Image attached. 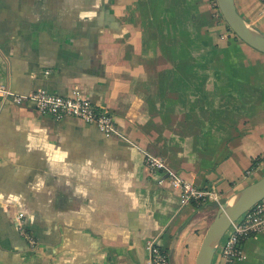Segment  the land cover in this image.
I'll return each mask as SVG.
<instances>
[{
	"label": "crops",
	"instance_id": "1",
	"mask_svg": "<svg viewBox=\"0 0 264 264\" xmlns=\"http://www.w3.org/2000/svg\"><path fill=\"white\" fill-rule=\"evenodd\" d=\"M234 3L264 32V4ZM212 15L211 0H0L1 82L79 86L121 134L0 101V264H147L150 239L194 264L218 204L180 205L143 152L221 200L264 175V53ZM243 250L233 264H264V232Z\"/></svg>",
	"mask_w": 264,
	"mask_h": 264
},
{
	"label": "built area",
	"instance_id": "2",
	"mask_svg": "<svg viewBox=\"0 0 264 264\" xmlns=\"http://www.w3.org/2000/svg\"><path fill=\"white\" fill-rule=\"evenodd\" d=\"M257 1L264 4V0ZM214 16L216 18L218 13L214 12ZM0 101L12 105L30 106L40 114L49 115L56 120L67 116L76 117L85 123L95 125L106 137L121 135L109 110L97 109L79 86H74L69 95H59L43 89H36L27 94H19L12 91L0 80ZM143 154L145 166L152 174L165 173V176L159 179V182L167 180L168 184L178 191L180 205L187 203L200 204L209 201L218 205L221 203V195L213 187H197L169 169L162 156L149 152H143ZM262 161H264V157H262ZM250 173L251 169L247 170L244 176H248ZM22 217L23 213H18L16 216L18 228L28 244L33 247L35 239L23 228ZM258 232H264V197L233 221L225 231L216 251L222 259L219 264H233L243 260V243L248 237ZM146 249L148 254L147 264H169L166 252L157 245L154 239L146 242Z\"/></svg>",
	"mask_w": 264,
	"mask_h": 264
},
{
	"label": "water",
	"instance_id": "3",
	"mask_svg": "<svg viewBox=\"0 0 264 264\" xmlns=\"http://www.w3.org/2000/svg\"><path fill=\"white\" fill-rule=\"evenodd\" d=\"M220 15L232 33L245 44L264 53V32L243 18L234 0H215ZM264 197V175L234 191L218 205L207 226L194 258V264H213L218 245L230 224Z\"/></svg>",
	"mask_w": 264,
	"mask_h": 264
},
{
	"label": "trees",
	"instance_id": "4",
	"mask_svg": "<svg viewBox=\"0 0 264 264\" xmlns=\"http://www.w3.org/2000/svg\"><path fill=\"white\" fill-rule=\"evenodd\" d=\"M211 5H212V13H213V14H214V12L218 13V16L216 17V20H215V21H217V22H222V23L224 24L225 29H226L228 32L232 33V31L228 28V26L226 25V23L224 22V20H223L222 17L220 16L219 11H218V8H217V6H216V2H215V0H211ZM232 34H233V33H232ZM233 35H234V34H233ZM235 37H236V36H235ZM259 159H260V158H256V159L253 161L251 168L254 167V166L257 164V162H258Z\"/></svg>",
	"mask_w": 264,
	"mask_h": 264
},
{
	"label": "rangeland",
	"instance_id": "5",
	"mask_svg": "<svg viewBox=\"0 0 264 264\" xmlns=\"http://www.w3.org/2000/svg\"><path fill=\"white\" fill-rule=\"evenodd\" d=\"M212 20L213 21H215L216 20V18H215V16H214V14L212 15ZM215 23H216V28H217V30H219V31H221L222 30V32H224V24L223 23H221V22H216L215 21ZM225 33V32H224ZM221 35H223V33H221ZM229 35H233L232 33H229ZM235 36V35H234ZM221 202H223V200H221ZM217 254H215V256H216Z\"/></svg>",
	"mask_w": 264,
	"mask_h": 264
}]
</instances>
